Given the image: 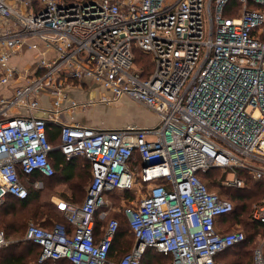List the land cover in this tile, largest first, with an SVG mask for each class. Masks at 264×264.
I'll return each mask as SVG.
<instances>
[{
  "label": "built area",
  "instance_id": "obj_1",
  "mask_svg": "<svg viewBox=\"0 0 264 264\" xmlns=\"http://www.w3.org/2000/svg\"><path fill=\"white\" fill-rule=\"evenodd\" d=\"M263 5L0 0V204L9 194L29 195L20 170L54 174L49 153L56 147L68 159H88L93 168L82 204L55 200L72 232L61 223L49 229L29 224L24 239L41 246L40 262L142 264L154 248L170 257L167 264H226L216 256L246 233L221 230V217L234 202L211 190L199 172L220 168L229 187L245 185L241 172L264 180ZM135 49L152 58L148 77L135 62ZM86 79L112 94L64 108L68 88ZM43 94L52 99L48 108ZM124 98L154 111L159 123L96 128L62 117L73 116L66 110ZM48 123L60 127L57 146L49 141ZM136 189V203L124 209L135 243L113 262L109 252L120 220L111 217L98 235L96 213L105 207L102 215H108L106 192ZM250 217L264 225V199ZM253 257V264H264V239Z\"/></svg>",
  "mask_w": 264,
  "mask_h": 264
},
{
  "label": "trees",
  "instance_id": "obj_2",
  "mask_svg": "<svg viewBox=\"0 0 264 264\" xmlns=\"http://www.w3.org/2000/svg\"><path fill=\"white\" fill-rule=\"evenodd\" d=\"M264 9V5H263ZM264 40V33L261 36ZM135 62L138 66V68L142 71L143 77H148L152 71V58L150 54L143 52L140 49H135ZM57 125L53 123L47 124V135L49 138V141L54 145L57 146L60 143V131ZM138 158V154L135 155ZM49 159L53 165L54 168V174L52 176H45L43 174H40L39 172H33L32 174H25L21 170L19 171L20 177L22 180L28 185L29 187V195L26 198H17L13 195H7L6 201L3 204H0V210L3 211V213H0V230L3 228L6 232H4L5 237L8 238L9 235L15 234L16 237H18L17 240L12 241L9 243V245L0 250V264H72L68 259H47L42 262L39 261L40 253H41V246L39 244L33 243V242H19L23 241L20 238L21 232L24 230L25 222H23V219L25 220L26 214L25 212H22L25 208L30 207L29 205L38 200L41 196V192L43 189H37L34 187V181L40 180L46 184V181L48 180H56V181H64L67 186L72 191V196H68L65 192H61L60 196L67 199V201L75 203V204H81L86 193L88 190V187L91 184V181L93 179V168L91 162L83 158L81 156H76L74 158L68 159L65 154L62 153V151L59 148L53 149L49 153ZM81 161H85V164H81ZM82 169V171L79 173L78 170ZM220 173V174H219ZM216 174H219L220 179L214 180L216 178ZM199 175L202 177V179L208 184L214 185L216 182L221 183V181L224 180L226 177V173L222 171L220 168H212L208 171H200ZM242 177L245 178V184L248 182V180H252L253 178L248 175L247 173L241 172L240 174ZM91 176V181L88 184L87 178ZM77 177H79V180H76ZM214 178V179H212ZM252 178V179H251ZM222 179V180H221ZM211 181V182H210ZM222 185L225 189L230 190L234 189L237 190L235 193L232 192L229 195V199H231L233 202L234 200L243 199L244 192L248 189L254 190L258 187H264V180H255L253 186H246L243 187H229L224 186L223 182ZM259 193V190H256ZM78 192V194H76ZM120 192V193H118ZM132 190H114L109 195L112 197H118L120 195L121 201L127 200V206H133L130 204L129 197L132 194ZM51 200V199H50ZM44 201L40 202L34 207L36 211L33 212V215L37 219L46 218V220L49 221H42L40 225H42L45 228H52L56 223L64 224L67 228L68 232H72V224L70 221L64 216L63 211L60 210L56 203L51 201ZM129 201V202H128ZM130 204V205H129ZM235 202H234V209L233 211L225 216L221 217V220L226 222L227 225H231V223H234L231 220H234L233 218L237 219L239 216L235 213ZM29 209V208H28ZM103 208H100L96 213V222H97V234L100 235L102 232V227H105L111 216L106 217H99L98 212L101 211ZM112 215L117 216V218H120L121 215L114 213ZM236 215V216H235ZM7 216H11V218H6ZM120 216V217H119ZM56 218L57 221L51 222V218ZM120 220V219H119ZM50 222V223H49ZM231 222V223H230ZM253 224V231L251 233L246 234V239L243 242L237 243L226 250L220 252L216 258L218 260H221L225 262L226 264H253L254 258V246L256 244V239L260 237V234L258 231L264 230V225L259 224L257 222L252 221ZM127 227L122 224L120 220V227L118 229L117 235L114 239L113 245L111 247V250L109 252V259L113 262H119L123 256L128 253L132 248V243L135 241L134 233L132 232L130 228L129 221L127 220ZM224 225V224H223ZM132 232L133 240L130 239V249L129 251L123 253L122 256L118 257V254L128 249V246H124L123 239L125 237L126 231ZM3 230V231H4ZM8 232V234H6ZM126 242V241H125ZM124 242V243H125ZM123 245V246H122ZM159 258V259H158ZM159 260V261H155ZM170 260L169 256L164 255L163 253H160L156 251L154 248H148L145 252L144 258L142 260V264H154L155 262H160L161 264H167ZM110 264V263H108Z\"/></svg>",
  "mask_w": 264,
  "mask_h": 264
},
{
  "label": "rangeland",
  "instance_id": "obj_3",
  "mask_svg": "<svg viewBox=\"0 0 264 264\" xmlns=\"http://www.w3.org/2000/svg\"><path fill=\"white\" fill-rule=\"evenodd\" d=\"M30 56H31V54H29V55L25 54L22 57L21 64L23 65V62L28 57L30 58ZM93 108L96 109L97 117L102 119L104 121L103 123H105L108 127L116 126L119 123L123 124L125 121H127L129 119H136L137 118L138 120H142V119H144L145 113H146L145 106L142 105L141 103H138V102L130 103V102H125L124 100L120 101V102H117V103L104 104V106H99V105L94 106V107H92L90 109L91 112H93ZM98 108L100 110H104V112L102 114H101V111H100V113H98ZM91 112H88V113L91 114ZM88 113H86V114H88ZM100 114H101V116H100ZM78 115H79V113H78ZM85 119H86V122L89 123L88 122L89 118H85ZM80 163L81 164H85L86 162L85 161H81ZM81 171H82V169L80 168L78 170V172L80 173ZM219 174H216L215 175L216 178L215 179L212 178V179L218 181V179H220V176H218ZM76 180H79V177H77ZM87 181H88V184H89V182L91 181V176H89L87 178ZM64 184L65 185H60V181H56V180H52V181L48 180V181H46L45 188L42 190L41 196L39 197V199L34 201V202H32L29 206L30 207H34L37 204H39L40 202L49 201L50 199L52 200V202H54L53 199H52L53 196L60 197V193L61 192H64V191L68 190L67 189V184L66 183H64ZM253 184H254V179L248 180V182H246L245 185L252 187ZM209 187H210L211 190L216 191V192L220 193L222 196L228 197V198H229V195L232 192L235 193L237 191V190H234V189H230V190L225 189L223 187V185H222V181H221L220 184L217 183V182L214 185H212V184L210 185L209 184ZM256 190H259V193ZM132 191H133L132 192L133 195H131L129 197V201L135 204L137 199H138L139 192L137 191V189L136 190H132ZM118 193H120V192H118ZM244 193H245L244 194L245 197L242 200L241 199H239L237 201L234 200L235 206H236L235 213H237L238 214L237 216H239V217L237 219L233 218L234 220H231V221H233L234 223L230 222L231 223L230 226L232 227L231 230H242V231H244L247 234L248 232L251 233L253 231V229H252L253 224L251 222L250 214H251V211H252L254 205L260 203L264 199V187L263 188L262 187H258V188L254 189V190L248 189ZM76 194H78V192H76ZM121 197H120V195L118 197H112V196L109 197L110 204H112L111 205L112 212H113V210H118V209L122 208V206H121ZM30 207H27V208H25L22 211V212H25L26 218H25V220L23 219V222H25V226H24L23 232H21V234H20V238H21V240L23 239V241H19V242H24L25 241L24 238H25L26 230H27V228H28L30 223L34 222V223L41 224L42 221H44V220L45 221H49V220H46V218H43V220L42 219H37L33 215V212L36 211V209L35 208H30ZM0 213H3V211L0 210ZM6 218H11V216H7ZM119 219L121 220L122 224H124V226L126 228H128L127 227L128 226L127 225V219L124 218L123 216H121ZM53 221L56 222L57 219L54 218V217L51 218V222H53ZM1 230H4V229L1 228ZM4 232H6V231L4 230ZM258 233L260 234V237H259V239L257 237L256 244H255L254 248H256L260 244V242L264 239V230L263 231H258ZM6 234H8V232ZM130 237H131V235H130V232L128 230L125 233V237H124L123 241L124 242L127 241ZM17 239H18V237H16L15 234L9 235V237L6 239L7 243H3V244L0 245V250L6 248L9 245V243H11L12 241L17 240ZM129 249H130V247L128 249H126V250L121 251L118 254V257L122 256L123 253L129 251ZM251 259H253L252 258V254H251ZM155 261H159V260H155ZM160 262H155L154 264H161Z\"/></svg>",
  "mask_w": 264,
  "mask_h": 264
},
{
  "label": "crops",
  "instance_id": "obj_4",
  "mask_svg": "<svg viewBox=\"0 0 264 264\" xmlns=\"http://www.w3.org/2000/svg\"><path fill=\"white\" fill-rule=\"evenodd\" d=\"M27 53L29 54L30 52H27ZM67 94H68V98L64 101V104H63L64 108L69 106L73 100L78 101V102L87 101L89 99H96L102 94L111 95L112 93L109 90H106L104 87L93 83L91 81V79H86V81H84L82 83V85L77 86L75 84V85H72L70 88H68ZM123 100L125 102H130V103L135 102V101H133V100H131L129 98H124L122 100L114 101L113 103H117V102H120V101H123ZM42 104H43L44 108H48V107H50L52 105V99L50 98V96L48 94H45V95L43 94L42 95ZM104 104H112V103H99V104L95 103V104L89 106L85 111H75V112H73L74 110L70 111L71 109L70 110H66V111L71 112L73 114V116L71 114L67 115V116H66V114H63L62 117H63V119H66V121H71V120L72 121H78V122H80L82 124H85L87 126H92V127H96V128H109L105 123H103L104 121L102 119L97 117V114H96L97 112H96L95 108H93V112H91V110H90L94 106H97V105L104 106ZM145 110H146V113H145L144 119H142V120H138L137 118L136 119H129V120L125 121L123 124L119 123L116 126H112V127H120V126L129 125V124H134V125H138V126H141V127H152V126L157 125L159 123V121H160L159 116L154 111H151L150 109H148L146 107H145ZM100 111H101V114L104 112V110H100L98 108V113H100ZM88 112H91V114L88 113ZM38 113H40V112H38ZM78 113H79V115H78ZM86 113H88V114H86ZM101 114H100V116H101ZM85 118H89L88 119L89 123L86 122ZM41 183H42V185L39 188L43 189L45 184L42 181H41ZM64 183H65L64 181H60V185H65ZM39 188H37V189H39ZM67 189L69 191L66 190L64 192L68 196H72V192H71V189L69 188V186H67ZM113 191L114 190L106 192L108 200H109V197H110L109 194L111 192H113ZM61 197L62 196H60V197L53 196L52 199H53L54 203H56L55 200H57V199H61V200L67 201L66 198H64V197L61 198ZM85 198H86V195H85L82 203L84 202ZM130 203L132 204V202H130ZM111 205L112 204H110V206H108L106 208V209H108V215H106V216L117 217L115 215H112L114 213H117L118 215L122 214L121 216H123L124 218H126L128 220V217H127V215L125 214V211H124L125 207H127V205H128L126 199L121 201V206H122L121 209L113 210V212H112ZM104 209H105V207L101 211L98 212L99 217H102V218L106 217V216L102 215L104 213L103 212ZM223 224H219L221 230L230 231L232 229V227L230 225H227L226 223L224 225ZM129 232H130V235H131L130 239L133 240L132 232L130 231V229H129ZM130 239H128L125 243H124V241H122L124 246H128V247L130 246V243H129ZM134 243H135V241H134ZM134 243H132L131 248L133 247Z\"/></svg>",
  "mask_w": 264,
  "mask_h": 264
}]
</instances>
